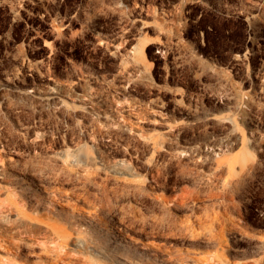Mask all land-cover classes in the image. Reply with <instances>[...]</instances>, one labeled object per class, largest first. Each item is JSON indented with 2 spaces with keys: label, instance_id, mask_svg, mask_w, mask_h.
I'll use <instances>...</instances> for the list:
<instances>
[{
  "label": "rangeland",
  "instance_id": "obj_1",
  "mask_svg": "<svg viewBox=\"0 0 264 264\" xmlns=\"http://www.w3.org/2000/svg\"><path fill=\"white\" fill-rule=\"evenodd\" d=\"M0 241L264 264V0H0Z\"/></svg>",
  "mask_w": 264,
  "mask_h": 264
},
{
  "label": "bare ground",
  "instance_id": "obj_2",
  "mask_svg": "<svg viewBox=\"0 0 264 264\" xmlns=\"http://www.w3.org/2000/svg\"><path fill=\"white\" fill-rule=\"evenodd\" d=\"M54 93H57V91L56 90H53V94ZM81 160H85L86 162H92L93 161V158H85L84 156H81ZM246 165L247 164H244L243 165V167H242V169H243V171H245V167H246ZM113 170L114 171H116V172H118V173H122L123 171H125V169L124 168H121V167H119V168H117V165H113ZM16 231H18V232H22V229L21 228H16ZM2 240H6V239H2ZM7 248V249H9L10 248V246L9 245H4V243L2 242V241H0V250L1 249H4V248ZM51 264H58L57 263V261H54V262H52Z\"/></svg>",
  "mask_w": 264,
  "mask_h": 264
}]
</instances>
